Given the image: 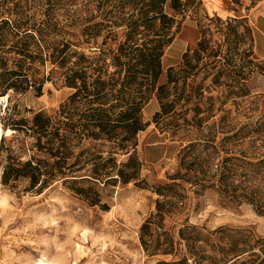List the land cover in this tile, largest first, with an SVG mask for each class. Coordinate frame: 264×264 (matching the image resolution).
I'll list each match as a JSON object with an SVG mask.
<instances>
[{"label": "rangeland", "instance_id": "rangeland-1", "mask_svg": "<svg viewBox=\"0 0 264 264\" xmlns=\"http://www.w3.org/2000/svg\"><path fill=\"white\" fill-rule=\"evenodd\" d=\"M224 1L226 12L218 0H159L162 12L147 15L136 0H0V264H264V215L239 196L244 186L264 195V60L253 39L264 0ZM130 34L145 54L158 39L163 54L145 127L123 143L120 132L88 137L92 105L71 99L59 50L95 62L105 49L87 85L98 80L95 107L110 108L121 88L112 57L130 52ZM152 82L138 75L124 102ZM121 170L134 179L112 180Z\"/></svg>", "mask_w": 264, "mask_h": 264}, {"label": "trees", "instance_id": "trees-1", "mask_svg": "<svg viewBox=\"0 0 264 264\" xmlns=\"http://www.w3.org/2000/svg\"><path fill=\"white\" fill-rule=\"evenodd\" d=\"M134 1V0H132ZM138 1V4H141L142 7L139 9L140 13L142 14H150V13H161L162 9L159 6V0H136ZM177 1V0H176ZM259 0L256 2H253L252 4L258 3ZM175 8V7H174ZM163 18L167 19L166 15H163ZM173 19H168V21H172ZM139 24L133 25L131 27V34L136 31V28L138 27ZM18 29L17 25L15 27ZM39 33L36 34V37L38 38L37 43H35V47L37 52L41 53L44 49L47 48L45 42L43 39L39 38ZM130 34V38L128 41L129 42V51H125L122 48H120L118 53H115L113 58L114 64H116L117 68H119L115 73L114 77H118L117 80L115 81V85L121 81V88L116 91L115 95V100L116 104L111 105L110 108H106L103 105H100L98 107H95V103L98 100H102V90L103 87L98 84V80H95L96 82L94 83L95 87H92V90L89 91V87L87 85V79L88 78H93V76L88 77V71L91 70L93 74H98L97 78L100 77L101 75V64L104 62V56H106V51L104 48H101L98 51V54L95 56L93 59L95 62L89 61L87 57L84 55L77 56L78 53L75 49H72L71 51L73 53H70L69 51L67 52L65 49L59 50L61 53L60 58V68L63 69V76L65 77L64 83L68 85L69 87H72L76 89L74 94L72 95L71 99L76 100V99H87L91 103V107L88 109V111L85 113L84 118L86 119L85 121V128L87 127L88 131V137L94 138V139H99V137H108L109 139L114 138L113 136L116 135L118 136V132L124 133L126 137H124V140L121 141V143L127 141V139L132 136L136 135L139 133V131H142L145 126L142 125V121L140 118V113L142 110V104L148 101L152 95V92L155 89L156 81L158 77L161 74V58L163 54L158 51L160 48L158 47V43L160 41L158 39H154L149 41V43L155 44L153 47H149L148 52L145 54L142 52V49L139 47H136L135 45L137 43L132 44L133 35ZM158 36V35H156ZM174 42V40L172 39ZM172 43V42H171ZM203 43L200 42L198 44V47H202ZM146 47V46H145ZM70 48V47H69ZM58 52V50H56ZM55 53V52H54ZM73 54V55H72ZM77 56V60L73 61V57ZM189 56L190 52L185 53L183 56V61L182 64L179 65V67H188L189 65ZM126 58L129 61L124 64V66L121 63V59ZM137 59L136 64H132L133 59ZM93 63V64H92ZM139 65H141V69H139ZM123 66V67H122ZM176 68L175 67H170L169 68V82L172 83L173 80V73L175 72ZM27 74H24L26 77H33L35 78L34 73H30V70ZM143 74L146 76H149L151 78L152 84H150L149 87L146 89H139L133 97H131L130 101L124 102V96L127 93L133 92V84L137 80V76ZM35 80V79H34ZM33 80V83L36 85V82ZM10 88L14 89L15 91L18 90L19 87L15 83L10 85ZM140 88V87H139ZM40 87L38 88V90ZM162 89V87H161ZM119 107L120 111L117 113H113L114 109ZM40 115H37L34 117V124L35 126H39V120H40ZM120 149H125L126 146L122 147V145H119ZM245 152V151H244ZM246 154V152H245ZM229 159L225 160V164H222L217 168V172L224 178L226 179L229 175V170L226 165V161ZM241 161L243 162L244 165H256V163L250 161V159L246 156L243 155V158H241ZM264 160L258 162L257 164L263 163ZM125 167V166H124ZM244 172H247L246 170ZM243 177L245 181H249V179L252 177V174L250 173H244ZM30 182L32 183L33 186H37L38 184L41 183V177L31 174L29 177ZM18 179V178H17ZM134 179L133 175L126 174L124 170L119 171L118 178L112 179V180H119L122 183H129L131 180ZM3 180L4 182H8V176H7V169L3 174ZM244 181V182H245ZM246 183V182H245ZM240 200L241 202L245 201L251 204L254 209L264 215V195L260 192V189L258 187H248L244 186L241 189L240 193ZM236 248V247H235Z\"/></svg>", "mask_w": 264, "mask_h": 264}, {"label": "crops", "instance_id": "crops-1", "mask_svg": "<svg viewBox=\"0 0 264 264\" xmlns=\"http://www.w3.org/2000/svg\"><path fill=\"white\" fill-rule=\"evenodd\" d=\"M214 0H212V2H213ZM220 3L218 4V7H220V9L223 11V12H226L224 9H222L221 7H222V5H223V3L225 2L224 0H218ZM224 6V5H223ZM217 9H219V8H214L213 7V10H216L217 11ZM218 12H219V10H218ZM226 14V13H225ZM256 23H257V21H256ZM258 27L256 26V29L254 28V30H253V39H254V53H255V55L260 59V60H264V52H262V53H259V48H258V43H257V40H258V38H263L264 39V33L261 31V30H259V29H257ZM257 31H258V34H257ZM175 41V40H174ZM172 45V44H171ZM184 52V51H183Z\"/></svg>", "mask_w": 264, "mask_h": 264}, {"label": "built area", "instance_id": "built-area-1", "mask_svg": "<svg viewBox=\"0 0 264 264\" xmlns=\"http://www.w3.org/2000/svg\"><path fill=\"white\" fill-rule=\"evenodd\" d=\"M248 1H249L250 3H253V2H256L257 0H248ZM2 103H5V101H3V100L1 101V100H0V105H1Z\"/></svg>", "mask_w": 264, "mask_h": 264}, {"label": "bare ground", "instance_id": "bare-ground-1", "mask_svg": "<svg viewBox=\"0 0 264 264\" xmlns=\"http://www.w3.org/2000/svg\"><path fill=\"white\" fill-rule=\"evenodd\" d=\"M43 257H44V256H43ZM42 264H46V263L42 261Z\"/></svg>", "mask_w": 264, "mask_h": 264}]
</instances>
